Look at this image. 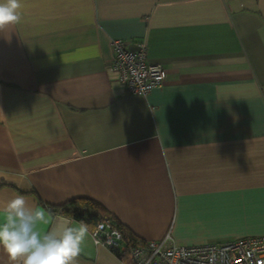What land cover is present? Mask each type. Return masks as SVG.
Segmentation results:
<instances>
[{
	"label": "crops",
	"instance_id": "0c3cea01",
	"mask_svg": "<svg viewBox=\"0 0 264 264\" xmlns=\"http://www.w3.org/2000/svg\"><path fill=\"white\" fill-rule=\"evenodd\" d=\"M21 4L0 32V211L23 195L54 220L86 197L141 241L264 235V0ZM116 38L165 83L129 92ZM87 226L77 264H125Z\"/></svg>",
	"mask_w": 264,
	"mask_h": 264
},
{
	"label": "built area",
	"instance_id": "2783aa9c",
	"mask_svg": "<svg viewBox=\"0 0 264 264\" xmlns=\"http://www.w3.org/2000/svg\"><path fill=\"white\" fill-rule=\"evenodd\" d=\"M112 51V69L129 92L148 95L165 83L167 70L162 64L148 61L144 42L131 47L124 39L116 38L112 40ZM92 237L123 262L128 256L134 264H264V235L186 245L176 243L168 233L160 241L128 244L112 219H102L93 229Z\"/></svg>",
	"mask_w": 264,
	"mask_h": 264
},
{
	"label": "clouds",
	"instance_id": "9594fccd",
	"mask_svg": "<svg viewBox=\"0 0 264 264\" xmlns=\"http://www.w3.org/2000/svg\"><path fill=\"white\" fill-rule=\"evenodd\" d=\"M21 0H0V32L8 33L22 18ZM46 226V230H45ZM88 226L53 220L42 208L16 195L0 211V248L11 264H77Z\"/></svg>",
	"mask_w": 264,
	"mask_h": 264
},
{
	"label": "trees",
	"instance_id": "16d2710c",
	"mask_svg": "<svg viewBox=\"0 0 264 264\" xmlns=\"http://www.w3.org/2000/svg\"><path fill=\"white\" fill-rule=\"evenodd\" d=\"M55 210H61L62 214L80 222H84L87 225H93L92 227H95L102 219H112L106 214L104 207L100 203L86 197L72 199ZM113 222L122 230L123 240L125 242L128 244H137L141 241V239L127 227L115 221ZM123 260L126 264H134L128 256L124 257Z\"/></svg>",
	"mask_w": 264,
	"mask_h": 264
},
{
	"label": "water",
	"instance_id": "95a60500",
	"mask_svg": "<svg viewBox=\"0 0 264 264\" xmlns=\"http://www.w3.org/2000/svg\"><path fill=\"white\" fill-rule=\"evenodd\" d=\"M57 218H60V219H67V220L71 221V218H69V217H67V216H64V215L62 214L61 210L59 211L58 214L55 215L54 220L57 219Z\"/></svg>",
	"mask_w": 264,
	"mask_h": 264
}]
</instances>
